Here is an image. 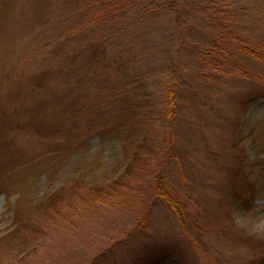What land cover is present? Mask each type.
Listing matches in <instances>:
<instances>
[{"label":"rangeland","instance_id":"obj_1","mask_svg":"<svg viewBox=\"0 0 264 264\" xmlns=\"http://www.w3.org/2000/svg\"><path fill=\"white\" fill-rule=\"evenodd\" d=\"M253 10L254 24L264 11V0ZM62 12L55 0H0V264H83L86 257L108 247L107 236L118 234L127 220L132 221L129 209H112L115 201H108L106 210L87 214L92 208L87 194H95L92 185H105L116 171L124 173L119 142L89 139L88 115H74L73 108L83 105L89 83L73 87L76 78L63 75L69 67H41V62L27 65L26 76L49 80L46 85L36 87L32 80L17 79L25 57L57 37ZM253 32L264 39V30ZM79 70L86 76L90 71ZM210 79L201 86V103L193 100L197 93L183 102L176 119L174 150H169L181 161L178 169L169 164L164 171L177 189L182 184L179 192L192 193L205 219L199 224L200 232L189 226L182 233L159 206L148 222V242L173 249L187 264H262L264 98L246 105L250 98L264 94V83ZM196 82L193 79L191 84ZM63 85L70 86V93ZM60 105H69L63 114L55 112ZM161 134L157 133L158 141L153 140L154 147ZM237 135L241 142L234 149ZM151 157L132 162L134 170L124 186L134 179L138 184L151 170L157 171L162 158ZM239 173L249 177L257 190L247 213L232 199L241 187ZM59 187L62 194L53 200L50 195L40 209L43 197ZM124 197L120 196L122 202ZM137 256L133 251L120 253L115 263Z\"/></svg>","mask_w":264,"mask_h":264},{"label":"trees","instance_id":"obj_2","mask_svg":"<svg viewBox=\"0 0 264 264\" xmlns=\"http://www.w3.org/2000/svg\"><path fill=\"white\" fill-rule=\"evenodd\" d=\"M55 1L63 8L57 22L59 33L25 57L17 79L32 80L36 87L46 85L49 80L45 83L34 75L26 76L27 65L41 62V67H69L68 73L62 74L76 78L73 87L89 83L83 105L73 108L74 115H88L89 139L119 142L124 159L120 169L124 173L116 171L105 185H92L95 194H87L92 206L87 214L106 210L103 208L108 201H115L117 209H112H129L132 215V221L127 220L118 234L112 232L106 237L108 247L86 257L83 264H116L120 253L129 255L132 251L138 256L123 260V264H187L173 249L148 242V222L159 206L182 233L189 226L200 232L199 224L204 218L192 193L179 192L182 184L177 189L164 172L169 164L178 169L181 161L169 151L174 150L176 141V119L191 94L197 93L193 100L201 103V86L212 77L219 82L241 78L264 83V39H258L253 32L264 30V21L260 22L264 11L259 12L254 24L251 17L260 0ZM79 68L90 71L86 76L78 73ZM193 79L197 82L191 84ZM62 89H68V93L71 90L69 85ZM260 97L264 98V94L250 98L246 106ZM68 106H56L55 112L63 114ZM237 121L245 123L242 118ZM157 133L161 139L154 147ZM238 135L232 141L234 149L241 142ZM151 156L162 158V167L151 170L140 183L134 179L124 186L126 176L134 170L132 162L149 161ZM236 176L242 181V188L234 191L233 203L247 213L254 203L256 186L249 177L241 173ZM62 191L59 187L46 194L39 208H45L50 195L53 200ZM122 194L127 198L123 202ZM51 208L55 209L54 205Z\"/></svg>","mask_w":264,"mask_h":264}]
</instances>
